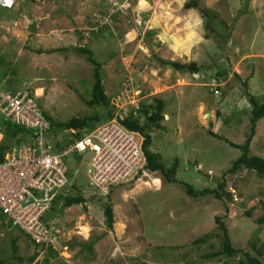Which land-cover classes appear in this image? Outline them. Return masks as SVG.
<instances>
[{
	"label": "rangeland",
	"instance_id": "rangeland-1",
	"mask_svg": "<svg viewBox=\"0 0 264 264\" xmlns=\"http://www.w3.org/2000/svg\"><path fill=\"white\" fill-rule=\"evenodd\" d=\"M186 1L15 0L12 10L0 8V89L29 88L56 121L94 114L97 108L86 103L92 65L72 49L88 46L103 62L102 82L114 114L127 104L163 99V128L151 131L150 150L159 152L165 165L177 157V177L195 188H216L223 179L229 196L189 197L159 171L138 174L140 166L117 177L116 182L122 181L111 191L104 183L95 188L85 164L89 154L83 153L79 160L70 157L68 164L70 180L85 201L65 208L61 202L54 205L48 246H35L20 229L0 224V259L14 262L10 239L17 238V255L38 253L31 263L21 264L234 262L241 254L206 257L219 248L216 216L233 246L255 254L251 245L264 229L256 221L264 214V178L245 168L225 174L242 150L215 135L243 144L251 109L245 92L264 101V0H198L210 13L212 31L204 28L199 10L183 7ZM57 48L64 50L53 52ZM158 58L196 61L204 69L195 77L162 65ZM220 68L226 76L215 78L210 92V78ZM242 80H247L246 91ZM68 131H49L45 138L62 141ZM250 153L264 158V117L256 124ZM106 201L113 210L111 229L103 214ZM209 232L215 235L205 243H193ZM90 240L92 254L81 246ZM260 259L264 264V248Z\"/></svg>",
	"mask_w": 264,
	"mask_h": 264
},
{
	"label": "trees",
	"instance_id": "trees-1",
	"mask_svg": "<svg viewBox=\"0 0 264 264\" xmlns=\"http://www.w3.org/2000/svg\"><path fill=\"white\" fill-rule=\"evenodd\" d=\"M183 7L185 9L199 10L203 17L204 28L207 31H212L211 22L209 19L210 13L207 9L200 6L198 0H187L183 4ZM0 8L6 9L1 6ZM6 10H12V8ZM0 16L3 15L0 14ZM205 35L206 38L209 37L208 33H206ZM72 49L78 54L86 55L87 61L92 65L93 82L91 84V90H90L91 96L86 101V103L90 107H96L97 110L94 114L84 115V116H73L66 121H56L51 116L47 115L46 112L43 110L42 112L44 117L50 121L51 128L49 131L57 132V131H64L70 129L75 130V132L70 133L69 137L66 138L65 140L56 141L55 148L57 150H61L62 148H64L67 142H72L74 139L81 138L84 133L92 129H95L97 126L107 123L114 117L120 126H122L128 131L137 132L139 133V135L143 137L141 148L145 162L141 170L140 169L138 170L137 172L138 174H140L141 171L144 169H147L149 171H159L160 174L168 183L180 185L184 189V192L189 197L192 198H203L205 196L211 195L213 198L221 200L223 196H229V194L225 191L224 188L225 181L223 179L217 185L216 188H212V187H204L201 189L195 188L192 184L184 180H181L177 177V168L179 164V160L177 157H174L170 165H165L161 161V154L159 152H153L150 150L151 149L150 146L152 144V137L150 134L151 131L154 128L155 129L163 128V126L160 124V122L164 119L163 111L166 105L163 99L158 97H153L151 101L145 103L142 102L138 104L137 107L127 104L124 107V109H120V114L117 113L114 114L112 98H110V96L106 93L102 82L103 62H101L95 57L94 52L88 46H84V45L73 46ZM52 50L53 52L54 51L59 52L64 50V48H57ZM158 61L162 65L171 67L172 69L178 72L201 74V71L204 69V67L196 61L181 62L177 60H164L161 58H158ZM0 64H4L3 59L1 57H0ZM219 75L222 77L226 76L223 68H220V70L217 73H215L211 78H219L220 77ZM234 78L240 81V78L236 73L234 74ZM241 83L246 91L247 80H242ZM245 93L246 96L248 97V102L251 104L250 118H249L250 133L247 136L245 142L243 144H236L221 135H215V136L220 140H224L230 146L237 147L242 150V153L235 160L232 161L231 166L225 171V174L235 173L238 170L245 168V169L253 170L259 177L264 178V158L259 155L250 153V143L255 133L256 123L259 119L264 117V101L259 102L256 96L250 94L247 91ZM0 130L4 134L3 139L0 143V154H2L3 151H6L9 148L10 144L12 143L18 144L22 141L24 142V140H26V138H28V136L31 133L30 130H28L25 127L11 123L9 121H4L2 117H0ZM55 148L54 150L56 151ZM81 157L82 154H75L76 159L79 160ZM68 173L70 174V179H71L70 170L68 171ZM117 185H119V183L108 185L109 190L111 191L112 187ZM67 186L68 185H66L65 187ZM69 187L70 188L68 190H65L63 188L62 193H59L56 196V199L53 200L51 206V212L49 213L47 212L41 217L42 224L44 225L45 228L47 229L50 228L48 221L52 217V212L54 210V205L56 203L61 202V208H65L74 204H82L85 201L84 200L85 198L83 197V195L81 194V192L77 187H75L73 184L69 185ZM95 188H97V186H95ZM74 190L77 192L72 194L71 191ZM68 192H70V194H67ZM106 198L107 199L110 198L109 193L106 194ZM250 213L251 210L246 212L247 215H250ZM103 214L105 216V223L107 228L111 229L114 219H113L112 205L108 201H106L104 205ZM6 220H7L6 216L0 213V224L12 229L13 227L20 229L22 233L25 236H27L35 246L42 247V246L50 245V243L48 244V242H36L24 230H22L16 224H13L11 220L8 221ZM256 221L258 224L264 223V214L261 215L259 218H257ZM215 222L217 223V227L220 230L219 248L216 251L208 253L206 257L210 258V257L224 255L230 258L236 256L237 254H241V257H239L236 261L234 262L225 261L223 264H263V262L260 259V255H262V249L264 248V229H262V231H260V233L258 234L256 242L251 245L252 249L255 250V254H251L250 252L245 251L242 248L233 246L227 227L220 216L215 217ZM214 235L215 234L211 232L206 233L198 238H195V240H193V243L194 244L205 243L208 239H210ZM16 241L17 238L10 239V245L12 247L11 257L14 258L13 259L14 262L7 263L5 262V259H0V264H17V263L21 264L25 261L31 263L38 255L37 252H34L32 255L27 257H24L22 255H17ZM93 243L94 240L92 241L90 240L89 242L82 243L81 246L85 247L88 250L89 254H92ZM44 261L46 262L47 259L45 258Z\"/></svg>",
	"mask_w": 264,
	"mask_h": 264
},
{
	"label": "built area",
	"instance_id": "built-area-1",
	"mask_svg": "<svg viewBox=\"0 0 264 264\" xmlns=\"http://www.w3.org/2000/svg\"><path fill=\"white\" fill-rule=\"evenodd\" d=\"M14 4L15 0H0V6L7 9ZM209 83V91H214L215 78ZM0 117L31 132L27 143H12L0 154V213L36 242L49 241V229L44 227L41 217L51 212L53 200L66 185L72 184L68 173L70 157L89 154L85 163L91 169L90 178L95 186L121 183L122 180L115 179L126 177L138 166L142 168L145 162L143 137L126 130L116 119L57 150L56 141L45 138L51 128L50 121L44 117L36 96L27 89L16 92L0 89ZM2 139L0 130V143ZM117 167L121 172H117Z\"/></svg>",
	"mask_w": 264,
	"mask_h": 264
},
{
	"label": "clouds",
	"instance_id": "clouds-1",
	"mask_svg": "<svg viewBox=\"0 0 264 264\" xmlns=\"http://www.w3.org/2000/svg\"><path fill=\"white\" fill-rule=\"evenodd\" d=\"M7 9V8H6ZM191 74H193L195 77H200V75L198 74V73H191ZM25 89H27V90H29V88H25ZM30 91V90H29ZM32 94H34L33 92H31ZM35 96H36V99H37V95L36 94H34ZM37 102H38V99H37ZM39 104V103H38ZM39 106H40V104H39ZM40 108H41V110L43 111V109H42V107L40 106ZM112 119H115L114 117L112 118ZM71 130V129H70ZM69 130V131H70ZM74 130V129H73ZM65 131V130H64ZM68 131V132H69ZM1 133L3 134V132L1 131ZM4 135V134H3ZM28 139H29V136H28ZM29 141V140H28ZM56 141H58V139L56 140ZM60 141V140H59ZM23 142V141H22ZM86 164V163H85ZM88 165L86 164V167H87ZM87 170H88V167H87ZM88 172H89V174L91 173L89 170H88ZM90 176H91V174H90ZM90 180H91V178H90ZM73 184V183H72ZM90 184L91 185H93V186H95L94 184H93V182H92V180L90 181ZM97 187H99V186H97Z\"/></svg>",
	"mask_w": 264,
	"mask_h": 264
},
{
	"label": "crops",
	"instance_id": "crops-1",
	"mask_svg": "<svg viewBox=\"0 0 264 264\" xmlns=\"http://www.w3.org/2000/svg\"><path fill=\"white\" fill-rule=\"evenodd\" d=\"M262 37H263V40H262V43H260V44H262V45H264V35H262ZM258 122V121H257ZM257 124V123H256Z\"/></svg>",
	"mask_w": 264,
	"mask_h": 264
},
{
	"label": "water",
	"instance_id": "water-1",
	"mask_svg": "<svg viewBox=\"0 0 264 264\" xmlns=\"http://www.w3.org/2000/svg\"><path fill=\"white\" fill-rule=\"evenodd\" d=\"M206 116H208V114H206ZM87 167H88V170L91 171L90 167L89 166H87Z\"/></svg>",
	"mask_w": 264,
	"mask_h": 264
}]
</instances>
